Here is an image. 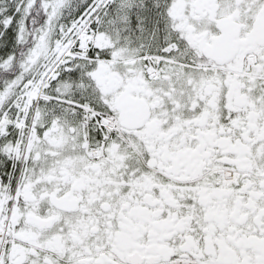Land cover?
<instances>
[{
  "label": "snow or ice",
  "instance_id": "snow-or-ice-1",
  "mask_svg": "<svg viewBox=\"0 0 264 264\" xmlns=\"http://www.w3.org/2000/svg\"><path fill=\"white\" fill-rule=\"evenodd\" d=\"M0 264H264V0H0Z\"/></svg>",
  "mask_w": 264,
  "mask_h": 264
}]
</instances>
